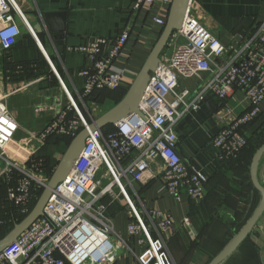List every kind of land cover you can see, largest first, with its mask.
<instances>
[{
  "label": "built area",
  "instance_id": "1",
  "mask_svg": "<svg viewBox=\"0 0 264 264\" xmlns=\"http://www.w3.org/2000/svg\"><path fill=\"white\" fill-rule=\"evenodd\" d=\"M172 2L135 0L134 8L149 9L161 3L170 9ZM155 22L165 26L167 20L155 18ZM23 27L35 33L17 0H0V42L5 48L22 35ZM130 36V29H125L115 39L98 37L70 49L87 55L92 64L79 72L84 78L83 98L93 96L97 90L118 89L125 84L128 69L119 67L117 61ZM169 46L173 51L162 55L152 73L139 104L140 112L122 119L108 132H90L71 172L53 190L44 214L0 253V264H125L119 261L123 249L139 264H165L164 256L169 260L165 235L173 230L174 217L156 207L143 210L129 187L161 179L168 193L178 200L183 195L193 200L205 197L209 176L189 166L181 156L176 125L188 111L198 110L208 93L220 101V128L212 141L217 159L240 157L248 144L241 129L263 111L264 21L241 51L226 58V45L195 16L191 0L184 23L174 32ZM45 55L61 80L54 63L46 52ZM201 73H211V79L190 98L189 88H179L180 79ZM61 84L70 105L59 111L42 132L32 134L41 142L53 133L75 137L90 123L62 80ZM236 90L242 91L250 103L244 113H238L227 102ZM7 97L0 92V182L7 180L6 199L19 213L26 214L37 197V188H45L49 178L38 163L29 164L34 151L24 157L18 152L17 148L26 143L15 142L20 126L7 106ZM71 110L75 115L69 118ZM120 200L127 207L128 235L135 246L148 248L152 257L149 262L115 230L108 207ZM4 224L0 219V229ZM184 225L191 226L189 217L184 219ZM113 234L119 237L117 241L112 239Z\"/></svg>",
  "mask_w": 264,
  "mask_h": 264
},
{
  "label": "crops",
  "instance_id": "2",
  "mask_svg": "<svg viewBox=\"0 0 264 264\" xmlns=\"http://www.w3.org/2000/svg\"><path fill=\"white\" fill-rule=\"evenodd\" d=\"M17 2L35 33L32 34L23 27L22 35L10 48H5L0 42V92L7 94V106L19 123L15 142L26 143L17 148L24 157L29 152L36 153L38 149V143L32 138V134L42 132L57 117L59 111L70 105L61 80L80 109L81 106L84 108L89 122L95 118L96 102L93 98L86 101L81 96L84 78L79 75L80 70L91 67V61L84 53L70 49L98 37L115 39L125 29H130V40L117 61L119 67L128 69L127 79L122 87L128 89L165 27L155 22V18L167 20L170 9L161 3L149 9H135V0ZM192 6L195 16L226 45V58L241 51L264 21V0H192ZM44 13H65L64 38L57 40L55 34L49 31L47 22L43 19ZM38 25L43 27L41 32L35 30ZM42 49L54 63L61 80L57 74L51 73V69L44 67L42 71L40 62L46 58ZM172 51L173 47L168 46L164 55H169ZM27 61L32 62L34 76L28 77L32 74L24 73L22 64ZM15 64L17 67L9 68ZM211 76V73H201L190 78H181L179 88H189V97L193 98ZM207 95L209 103L203 101L198 110L188 111L176 125L181 156L189 166L202 169L209 176L205 197L202 200H193L188 195H183L178 200L168 193L161 179L136 182L133 187H129L133 199L143 210L156 207L174 217L173 230L165 235V253L171 264H208L244 226L261 199L251 182V150L239 160L230 159L219 163L212 141L220 128L217 117L220 101L214 94ZM227 102L238 113L246 112L250 105L240 90H236ZM253 131L255 129H248L250 138ZM259 175L264 181V159ZM4 184L5 181L0 186ZM115 202L124 206L110 214L114 219L116 232L145 262L151 261L148 248L135 246L134 239L128 235L126 204L123 200ZM112 204L109 203V207ZM186 217L191 220L190 227L184 225ZM248 238L246 247L241 248L240 245L224 264H243L245 260H249L247 258H250L251 252L247 248L251 244L257 249L259 264H264V214ZM123 253L119 260L121 263L139 264L129 251L125 250Z\"/></svg>",
  "mask_w": 264,
  "mask_h": 264
},
{
  "label": "water",
  "instance_id": "3",
  "mask_svg": "<svg viewBox=\"0 0 264 264\" xmlns=\"http://www.w3.org/2000/svg\"><path fill=\"white\" fill-rule=\"evenodd\" d=\"M190 2L191 0H173L162 34L126 95L112 108L101 114L99 117L93 118L88 127H84L77 136L74 137L32 211L22 221L16 223L13 229L0 239V253L13 244L32 223L44 214V208L51 197L53 190L60 182L64 181L71 172L76 160L84 149L90 132L103 129L109 125H115L122 119L130 116L132 113L140 112L139 104L145 94L151 75L160 65L162 55L164 54L165 49L169 46L174 32L181 29ZM43 19L47 22L49 31L55 34L57 40L64 38L63 32L66 30L65 13H44ZM56 19L61 20L56 21ZM42 29L43 27L41 25H38L35 28L37 32H41ZM42 50L44 51V49ZM100 94V90L95 91L92 97L93 100L96 101V98ZM203 101L209 103V95L205 96ZM263 159L264 145L256 150L250 168L251 182L261 195L258 206L244 226L208 264H224L235 253V251H237L245 239L250 236L264 214V181L261 180L259 175ZM163 258L165 264H170L165 256Z\"/></svg>",
  "mask_w": 264,
  "mask_h": 264
},
{
  "label": "trees",
  "instance_id": "4",
  "mask_svg": "<svg viewBox=\"0 0 264 264\" xmlns=\"http://www.w3.org/2000/svg\"><path fill=\"white\" fill-rule=\"evenodd\" d=\"M31 63L32 62L27 61L24 64H22L24 66V70H25L24 73H26V75L28 73L32 74V75H28V77L35 75V71L33 70ZM40 63H41L42 71H43V68L45 67L46 69H51V73L55 74L46 58H43ZM40 63H39V65H40ZM15 67H17L16 64H15V66H13V67L10 66L9 68H15ZM122 87L123 86H121L118 89H103V90H101V94L96 98V101H95L96 104L104 105L105 101L107 99H109V94L114 93V96H115L114 105H116L118 102H120L123 99V97L126 95V93L129 90V88L125 89ZM90 98H92V96H88L85 99H86V101H88ZM83 114L85 115L84 112H83ZM74 115H75L74 110L69 111V118L74 116ZM260 121H264V111H262V113L258 117H256L251 123L245 125L241 129V131L247 136L248 144L245 147V149L243 150V152L241 153L240 157L238 159H235V160L241 159V157L249 150H251V153H253V156H254L256 150L260 146H262L261 145L262 143H264V141L259 143V144H256L253 142L255 135H257V137L260 136L258 134L259 132H261V129H259L260 125H258V123ZM113 128H114V125H109V126L104 127L103 130H104V132H108ZM250 128L255 129V131H253V135L251 136V138L248 135V129H250ZM73 139H74V137H72L71 135H67V134L53 133V134L49 135V137L45 140V144L38 150V152H36L33 155L32 160L29 162V164L38 163L40 165V167L42 168L43 173L46 174V176L50 179L52 177L53 173L55 172L59 162L61 161V158L59 156H57L58 155L57 152H59L62 148L68 149V147L71 144ZM224 162L225 161H220L219 163L222 164ZM4 181H5V184L0 186V219L4 220L5 223L7 222V225L4 224L5 226L3 225L2 228L0 229V239H2L7 233H9L13 229V227L16 223L22 221L32 211V209L34 208L38 198L40 197V195L42 194V192L44 190V187H38L37 188V190H36L37 197L35 199H33L32 203L30 205L29 212L26 214H21V213H19L18 208L13 203L9 202L6 199L9 184H8L7 180H5V179L2 180L1 182L3 183ZM1 182H0V185L2 184ZM208 182H209V180H208ZM208 182H207V184H208ZM207 184H206V186H207ZM259 194H260V192H259ZM108 208H109L108 214L112 215L117 210L123 209L124 206L118 205V203L115 202L112 205H110V207H108ZM248 242H249V238H246L245 241L241 244V248L246 247ZM247 250L249 252H251L249 255L250 258H247L249 260H245L243 264H259L258 258L256 256L257 255L256 247L251 244V247L247 248ZM216 255H214L212 258H214ZM231 263L232 262H230L229 264H231Z\"/></svg>",
  "mask_w": 264,
  "mask_h": 264
},
{
  "label": "rangeland",
  "instance_id": "5",
  "mask_svg": "<svg viewBox=\"0 0 264 264\" xmlns=\"http://www.w3.org/2000/svg\"><path fill=\"white\" fill-rule=\"evenodd\" d=\"M114 101H115L114 93L113 94L111 93V94H109V99H107L105 101L104 105L96 104L95 105V118L99 117L101 114H103L104 112H106L107 110L112 108L114 106ZM81 109L84 112V108L82 106H81ZM258 125H260L259 129H261V132L258 133L260 136H258V137H257V135L254 136L253 142L256 144H259V143L264 141V132H263L264 131V121H260L258 123ZM36 141L38 143V149L36 152H38V150L45 144V141L44 142H41L39 140H36ZM66 150H67V148H65V149L62 148L59 152H57V154H58L57 156L62 158L64 156ZM5 225H7V222L5 223ZM112 239L114 241H117L119 239V237L117 235L113 234ZM122 252H125V250L123 249Z\"/></svg>",
  "mask_w": 264,
  "mask_h": 264
}]
</instances>
